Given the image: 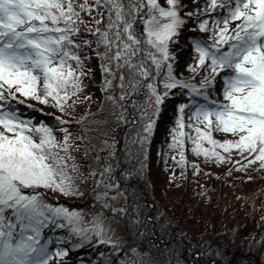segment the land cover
Segmentation results:
<instances>
[{
  "label": "snow or ice",
  "instance_id": "snow-or-ice-1",
  "mask_svg": "<svg viewBox=\"0 0 264 264\" xmlns=\"http://www.w3.org/2000/svg\"><path fill=\"white\" fill-rule=\"evenodd\" d=\"M185 7L181 0H0V264H49L54 258L64 264L68 249L50 252L53 238L45 236L46 229H67L75 247L94 239L114 253L127 247L134 258L118 264H144L127 223V240L120 233L128 206L119 202L127 201L122 182L147 170L150 137L169 97H185L168 144L179 156L169 158L181 176L188 167L196 175L202 171L187 159L189 145L205 161L232 164L229 176L257 164V171L264 170V0H204L203 7L197 0L187 17H196L211 43L193 40L195 55L187 67L194 75L188 78L175 71L170 47L187 22L181 15ZM94 61H99L104 104L117 122L128 123L139 110L142 131L133 140L138 169L121 167L118 141L101 130L107 121L96 120L92 112L75 121L55 117L61 126L58 138L53 126L19 111V105L34 107L28 100L61 113L90 102L84 81L95 75ZM217 77L222 78V99L209 95ZM73 122L81 125L78 135L69 131ZM125 149V159L133 158ZM89 180L101 209L91 219L47 195L51 190L82 196ZM129 223L138 227L141 222Z\"/></svg>",
  "mask_w": 264,
  "mask_h": 264
},
{
  "label": "trees",
  "instance_id": "trees-1",
  "mask_svg": "<svg viewBox=\"0 0 264 264\" xmlns=\"http://www.w3.org/2000/svg\"><path fill=\"white\" fill-rule=\"evenodd\" d=\"M196 2L197 0H181V3L186 6L181 15L187 17V11H195ZM161 3H164V0H161ZM199 3L201 7L204 6V0H199ZM200 18L207 17L202 15ZM212 18L215 19L216 14H213ZM186 20L179 36L176 37L178 43L170 47L176 55L175 71L188 78L194 75L187 67L192 63L195 55L193 40L202 38L211 43V39L210 33L200 31L196 17H187ZM98 64L99 61L92 62L91 67L95 75L84 81L87 85L84 96H91L90 102L78 103L69 113H61L51 105L28 100L27 103L34 107L19 105V111L24 118H32L37 122L53 126L58 138L62 136L58 131L61 126L58 125L55 117L62 116L65 120L75 121L85 113L92 112L96 114V120L107 121L101 124V130L118 141L119 158L123 161L121 167L138 169L139 164L134 157L139 153L133 140L142 131L139 110L134 116H128V123L117 122L111 115V106L104 104V93L101 91L102 74ZM200 79V76H196L197 83ZM221 80V77H217L216 90L209 93L212 99H218L221 95ZM84 96L80 99L84 100ZM184 99V96L179 95L167 99L150 137L146 172L139 177H134L131 181L122 182V190L127 189V201L121 200L119 204L128 206V216L120 218L122 221L120 233L127 240V232L124 230V225L127 223L133 232L131 244L137 247L142 254L148 255L144 264H149V262L151 264H210L213 259V255L209 253L211 244L203 241L204 237L200 230L197 232L194 229L196 233L192 232L190 220L188 218L184 220V218L189 212L191 213L188 216L190 219H196L199 213L211 215L212 219L201 226L202 232L206 229L213 236H227L238 229H245V226L249 227V233L245 236L228 238L226 241L219 238L220 246L226 248V259L215 258L217 264H264V242H262L264 241V219H262L264 215L255 214L248 202L256 192L264 191V170L257 171V164L250 167L247 173L233 171L229 176L227 170L232 168V164L219 165L205 161L202 156L198 157L193 154L189 145V150L186 152L187 159L197 163L202 171L196 175L191 167H188L181 176V169L169 158L176 156L178 159L179 156L168 148V144L171 142L170 130L175 126L178 116V105ZM141 101H144L143 97ZM101 107H105L103 113L99 111ZM188 114L186 112V116ZM91 126L95 127V125ZM68 127L74 135L81 132V125L74 122ZM214 136L217 139L225 138L221 133H214ZM126 145L133 153V158L125 159ZM120 171L121 169L118 168L117 172ZM173 171L176 174L174 182ZM248 176H252L253 179L250 181ZM119 178L117 176V179ZM88 182L90 183L87 186V193L83 197H65L51 190L47 192V195L49 198L55 197L57 203H63L70 210L85 213L86 219H91L92 214L86 210V207L101 209L100 202L93 197L91 180ZM261 209L264 211V206H261ZM136 210H138L137 213ZM108 215L111 214L108 213ZM136 219L141 223L138 227H132L129 221ZM47 235L53 237L52 252L58 247L68 249V255L63 257L67 258L64 264H108L109 260L113 261V264H118L120 259L133 257L127 247L124 253H114L111 246L99 245L95 239L90 244L85 243L83 247H75L76 238L71 237L67 229L53 233H49L46 229L45 236ZM60 236L65 239L58 240L57 237ZM193 253H198V255L194 258Z\"/></svg>",
  "mask_w": 264,
  "mask_h": 264
},
{
  "label": "rangeland",
  "instance_id": "rangeland-1",
  "mask_svg": "<svg viewBox=\"0 0 264 264\" xmlns=\"http://www.w3.org/2000/svg\"><path fill=\"white\" fill-rule=\"evenodd\" d=\"M236 23H238V21L233 22L232 25L235 27ZM89 183L90 182H88V184ZM82 191L84 192V195H85L87 193V188L82 189ZM76 197H78V198L83 197V195L82 196H76ZM248 202L250 203V207L254 210L255 214H258L259 216L264 215V211L261 209V206H264V191L256 192L254 194V197ZM86 210L89 211L92 215L94 214V212L100 211V210H95L94 208H91V207H86ZM137 212H138V210H136V213ZM190 215H191V213L189 212L185 216L184 220H186L188 218L190 220L189 224H190L191 231L195 232V230H196L198 232L200 230L201 234L205 238V239L203 238V241L211 244V250L209 251V253H211L213 255L212 260H217L215 258L224 259V260L226 259V248H222L220 246V239L219 238H221L223 241H226L228 238L241 237V236H245L249 233V231H248L249 227L245 226V229H238L234 232H231L230 235L228 234L227 236H225V235L219 236V237L217 235L213 236L212 233L207 231L206 229H204L202 232V226H201V224H204V223H206V221L211 220L213 216L206 215V214L201 215V213H199V214H197L196 219H193V218L190 219L188 217ZM218 239H219V241H217ZM209 253H206V254H209ZM142 255H144V261H145V258H148V255H146V254H142ZM132 258H134V257H132Z\"/></svg>",
  "mask_w": 264,
  "mask_h": 264
}]
</instances>
